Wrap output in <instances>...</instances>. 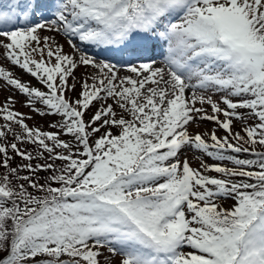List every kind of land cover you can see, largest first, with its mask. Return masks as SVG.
Returning <instances> with one entry per match:
<instances>
[{
    "label": "snow or ice",
    "instance_id": "6c2138e0",
    "mask_svg": "<svg viewBox=\"0 0 264 264\" xmlns=\"http://www.w3.org/2000/svg\"><path fill=\"white\" fill-rule=\"evenodd\" d=\"M0 62V264H264V0H0Z\"/></svg>",
    "mask_w": 264,
    "mask_h": 264
},
{
    "label": "rangeland",
    "instance_id": "374dc122",
    "mask_svg": "<svg viewBox=\"0 0 264 264\" xmlns=\"http://www.w3.org/2000/svg\"><path fill=\"white\" fill-rule=\"evenodd\" d=\"M0 63H3V62H0ZM14 71L16 72L17 75L22 76V78H23L25 81H29V80H31L33 84L36 83L35 80H33L30 76H28V75H24V74L21 73L18 69H14ZM83 71H84V70L81 69L80 72L77 73V75H80ZM121 74H123V71L121 72ZM11 94H12V93H10V92H8V91H4V90H3V86L0 85V103L3 102V100H4V98H5L6 96H9V95H11ZM17 99H23V98L18 96ZM17 109H18L19 111H21V112H28V111H29V109H27V108L20 107L19 104L17 105ZM50 119H52V118H45V119H42V118L36 116V117L34 118V120L29 121V122H30L31 124L38 123V124H40V125H42L43 127L46 128V127H47V120H50ZM212 127H214V125H212L211 123H207V124L202 125L200 130H207L208 128H212ZM234 130H239V124L236 125V127H235ZM218 135H224V133H223V132H218ZM188 158H189L190 161H192V166H193V167H198V163H199V162L194 160V158H193L191 152L188 153ZM208 162L211 163V161H208ZM231 203H232V201H230V200L226 202V204H231Z\"/></svg>",
    "mask_w": 264,
    "mask_h": 264
}]
</instances>
